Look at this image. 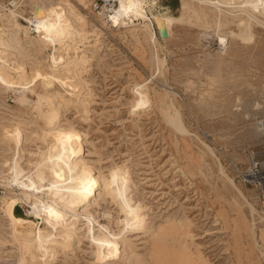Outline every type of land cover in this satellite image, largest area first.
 <instances>
[{
    "label": "rangeland",
    "instance_id": "obj_1",
    "mask_svg": "<svg viewBox=\"0 0 264 264\" xmlns=\"http://www.w3.org/2000/svg\"><path fill=\"white\" fill-rule=\"evenodd\" d=\"M80 1L24 0V15L17 10L31 16L37 3L61 2L87 29H101L71 41V58L89 59L86 68L73 66L78 78H65L63 69L65 79L50 85L43 84L39 66L53 48L38 44L33 29L26 35L2 20L7 28L1 53L23 62L29 76L15 82L16 89L0 83V264H264V13H257L243 36L238 16L214 19V3L199 17L183 14L182 0H144L150 16L183 17L166 38L154 22V42L137 21L102 24L104 17ZM63 54L66 49L56 52ZM140 83L148 93L142 102L134 89ZM23 87L32 103L50 95L42 101L45 109L51 101L58 109L54 125L31 103H21ZM50 127L81 135L78 159L92 169L94 192L74 208L60 203L68 220L76 219V233L64 243L54 231L58 241L47 248L39 244L32 258L13 239L3 208L2 198L18 190L6 180L4 162L12 146L26 149L24 164L35 159L30 152L52 141L43 133ZM120 178L140 205L134 229H123L125 213L106 189ZM29 210L25 201L15 205L17 214L39 221ZM88 214L96 234L123 229L127 238L106 260L94 252Z\"/></svg>",
    "mask_w": 264,
    "mask_h": 264
},
{
    "label": "bare ground",
    "instance_id": "obj_2",
    "mask_svg": "<svg viewBox=\"0 0 264 264\" xmlns=\"http://www.w3.org/2000/svg\"><path fill=\"white\" fill-rule=\"evenodd\" d=\"M197 2L200 3L199 5L197 4L198 6H195L192 5L193 3L190 2V0H182L181 8L183 14L187 11H192L199 17L202 15L205 16L208 14L204 11L205 5L214 3V5H212L216 10L214 19L217 21L222 18L225 21L222 17L225 13L238 16V31H240V35L243 36L250 31L252 21H254L255 18L258 19V17H256L257 13H264V0H250L248 2L245 0H197ZM79 4L85 6L89 5L88 0H81ZM0 6V9L6 10V12H0V45L7 28L2 20L3 18H7L11 22L12 27H14V24L17 29H22L26 35H28V28L33 29L36 32L33 38L38 44L53 48L54 53L52 56L48 57V60L45 58L40 60L39 69L41 70L40 76L43 84L50 85L54 83L56 79H63L66 75L65 74L63 77L60 75L63 69L66 70L64 72L68 73L65 78L72 79L78 76L73 66L77 68H86L89 59L83 54L71 58L72 55H69L68 49L71 46V41H75L77 38H79V40H76V42L83 41V39L89 37L90 34L96 33V31L97 33L100 32V28L96 27L94 30L87 29L83 18L72 14L70 8L61 2L49 5L37 3L31 13L32 15L24 16V20L30 25L21 23L19 21L20 18L18 20V16L21 14L17 9H8L5 4L1 2ZM83 15L86 17L85 14ZM187 16H189V14L186 15V17ZM112 18L114 21L113 25L115 26H128L130 24H136L137 21L142 24L143 30L148 35L149 40L155 42L156 31L153 26L154 22H156L160 34L161 28H165L170 35L174 22L183 17L162 13H151L150 16L146 11L144 0H119L118 8L114 12ZM103 23L107 24L108 22L106 19L102 18V24ZM60 49H66L67 55L63 54L57 56L56 52ZM1 52L0 49V83L5 85V89H16L14 88L16 86L15 82L22 84L21 80L26 79L27 71L24 68L23 62L21 63L16 60L10 61L3 56V52ZM43 67H46L48 70ZM35 77L37 78V75ZM69 79L66 80L69 81ZM27 83H30V81H27ZM67 85L68 83L66 86ZM146 87V83H140L136 84L134 88L135 93L138 95L137 100L139 102L144 101L148 96ZM26 91H28L26 87L18 91L20 93L19 99L23 104L30 101L26 96ZM47 94H37L38 99L33 103H29L37 110L39 116L41 115L44 117L49 121V124H53V119L56 117L58 109L54 107L55 104L53 106L50 105L53 101L48 104V108L45 109L43 107L44 103L42 100L45 99L48 102L50 99V95ZM52 100L54 99L52 98ZM60 104L58 103V105ZM177 127L180 130H186L182 125H177ZM43 133L47 136L52 135V141L45 147L38 146L37 151L30 152V155L35 156V159L29 158L28 162L24 164L22 157L26 149L12 146L11 159L5 160L4 162L8 167L5 178L10 185H13V183L17 185L18 188L16 189L18 190L15 191L13 195L2 198L3 208L13 239L17 241L20 247L25 252L29 253L32 258L36 256L35 248H37L39 244L47 248L49 243L58 241L54 231L66 241H63L64 243H67L72 235L76 233V219L68 220L66 217L67 211L60 203H65L66 206L74 208L81 204L83 205L90 193L94 192L92 190L93 186H91L92 169L78 159V155L82 148L81 135L75 132H66L62 128L53 129L52 127L49 129L47 128ZM28 165L31 167L28 168ZM106 189L108 194L118 202L121 210L125 213L122 219L125 226L122 228L126 230H129V228L134 229L136 220L140 217V205L133 202L129 193L127 181L123 178L110 180ZM21 201H25L30 205L29 211L35 215L39 221L24 217L15 212V205ZM91 217L92 215L87 217L89 226V228H87L89 231H93L94 229L92 223L90 226V222H93L94 219ZM40 222H45L47 225L45 226ZM105 228L108 229L107 226H105ZM123 229L113 231L109 229L108 233L100 231L97 234L93 231V234H91V243L98 259L106 260L112 253L117 250L119 251L121 246L127 244V238L121 235Z\"/></svg>",
    "mask_w": 264,
    "mask_h": 264
},
{
    "label": "built area",
    "instance_id": "obj_3",
    "mask_svg": "<svg viewBox=\"0 0 264 264\" xmlns=\"http://www.w3.org/2000/svg\"><path fill=\"white\" fill-rule=\"evenodd\" d=\"M23 1L24 0H6L4 4L8 9H17L20 13H22L20 10H22L24 5ZM117 1L118 0H92L88 6L84 5L83 7L88 9L89 13L93 12L102 15V17H104L107 21L114 24L112 16L117 9ZM19 17L25 19L22 15Z\"/></svg>",
    "mask_w": 264,
    "mask_h": 264
},
{
    "label": "water",
    "instance_id": "obj_4",
    "mask_svg": "<svg viewBox=\"0 0 264 264\" xmlns=\"http://www.w3.org/2000/svg\"><path fill=\"white\" fill-rule=\"evenodd\" d=\"M161 35L163 36V37H168L169 36V34H168V32L165 30V28H161Z\"/></svg>",
    "mask_w": 264,
    "mask_h": 264
}]
</instances>
